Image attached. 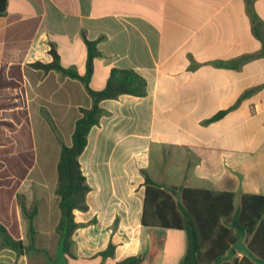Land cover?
I'll return each instance as SVG.
<instances>
[{
  "label": "crops",
  "instance_id": "1",
  "mask_svg": "<svg viewBox=\"0 0 264 264\" xmlns=\"http://www.w3.org/2000/svg\"><path fill=\"white\" fill-rule=\"evenodd\" d=\"M83 35L99 40L92 89H103L112 69H132L146 80L147 94L100 104L105 114L79 159L91 187L89 209L75 211L84 226L74 232L67 257L73 264H117L131 256H141L142 264H181L186 233L142 224L144 172L163 187L234 193L237 204L243 194L264 196V0H6L0 76L17 86L0 90V121L14 126L0 128V164L20 155L17 125L30 124L33 135L34 124L44 128L46 111L62 137L66 128L73 134L79 108L91 107L78 80L29 66L52 62L54 46L62 66L84 75ZM48 171L42 165L32 182L42 192L36 220L55 221L44 231L53 248H41L54 252L57 170L51 185ZM247 242L237 246L239 259ZM110 243L114 256L104 259L99 254ZM0 264L31 262L3 249Z\"/></svg>",
  "mask_w": 264,
  "mask_h": 264
},
{
  "label": "trees",
  "instance_id": "2",
  "mask_svg": "<svg viewBox=\"0 0 264 264\" xmlns=\"http://www.w3.org/2000/svg\"><path fill=\"white\" fill-rule=\"evenodd\" d=\"M6 13V0H0V16ZM87 48L86 73L79 75L74 68L62 66L59 54L51 46L50 63L36 62L29 65L45 74L55 71L63 77L81 82L92 100L90 108H79L72 134L71 145L63 142L61 134L51 116L43 111V115L54 132L60 146L57 163V182L54 195L58 198L60 217L55 227L59 236L62 251L73 256V234L84 225L75 221V211L87 212V196L91 187L84 176L80 156L84 152L91 129L97 126L105 114L100 104L104 100L118 99L122 95L144 97L147 94V82L132 69L114 68L110 71L107 83L101 90L90 86L94 71V62L101 56L98 49L99 40H88L83 35ZM17 84L7 83L0 76V90ZM4 108L0 104V112ZM225 115L222 111L211 121ZM13 127L1 122L0 126ZM145 175V199L143 205L142 224L147 227L169 228L184 231L187 235V250L181 264H263L264 263V196L254 194L241 195L237 204V195L212 190L163 187L154 182L147 173ZM18 203L22 216L27 223L28 244L15 238L0 222V251L10 249L18 257L32 254H46L45 249L36 247L37 230L35 220L39 213L38 203L30 208L25 197L18 195ZM245 239L248 241L244 256L238 258L237 246ZM115 246L110 243L101 252L105 258L114 256ZM141 256H131L117 264H142Z\"/></svg>",
  "mask_w": 264,
  "mask_h": 264
},
{
  "label": "rangeland",
  "instance_id": "3",
  "mask_svg": "<svg viewBox=\"0 0 264 264\" xmlns=\"http://www.w3.org/2000/svg\"><path fill=\"white\" fill-rule=\"evenodd\" d=\"M0 104L3 106L5 105L2 102H0ZM17 126L19 127V130L18 133L14 135L13 142H15L16 145L18 144L20 155H16L14 157L15 159L10 162L9 166L6 165L5 162V165L0 164V222L15 238H23L22 241L27 245V223L24 220L22 214L20 215L16 210L19 207L17 197L18 195H23L29 208L35 202L38 203L39 197H41L42 193L41 187L38 186L36 182H32V180H37L38 170L42 165L46 164L49 169L47 172V184H54L56 180V163L59 157L60 146L54 132L52 134V130H50L47 122L46 124L42 125L44 128H42L40 131L38 129V125L34 124V127L36 128L35 131H33V135L30 124L24 123ZM5 127L7 129L14 128V126H0V128ZM71 137V129H64L62 133L63 142L66 144H71ZM44 150L46 155L43 152ZM30 167L32 170L29 172L28 170ZM23 180H25V185L21 187V182ZM50 195L51 193H48V197H51ZM5 201L8 204L7 210L5 208ZM11 206L13 208L12 213L9 212ZM35 221L37 230L36 247L39 249H43L41 248L43 246H49L53 248V239H49V235H45L44 231H51V229L54 228L53 223L55 221L53 222L52 217L48 221L45 219H38ZM38 231L41 233L39 237ZM28 257L30 258L31 264H48L49 259L53 260V264H73V261L67 257V255L62 251L61 247L58 251H47L46 254H32L28 255Z\"/></svg>",
  "mask_w": 264,
  "mask_h": 264
}]
</instances>
